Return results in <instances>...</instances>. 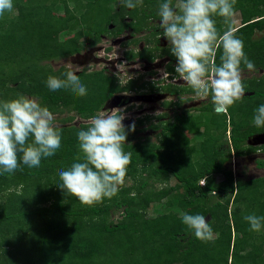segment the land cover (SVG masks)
<instances>
[{"label":"trees","instance_id":"1","mask_svg":"<svg viewBox=\"0 0 264 264\" xmlns=\"http://www.w3.org/2000/svg\"><path fill=\"white\" fill-rule=\"evenodd\" d=\"M125 2L13 0V11L0 17V101L22 94L53 115L64 111L75 115L61 120V146L42 159L40 167L22 164L14 174H0V264H264V221L259 234L244 219L258 212L256 205L264 213V202L257 201L264 199V192L260 196L248 191L251 186L264 190V177L245 182L227 166L234 155L249 153V138L264 132L253 123L255 110L264 104V75L244 79L247 94L221 114L214 111L211 97L194 108L195 113L181 110L192 100L180 99L194 94L189 86L157 87L177 97L163 106L177 109L172 117L168 112L155 116L158 124L151 121L154 118L139 120L135 132L125 126L123 150L132 156L117 192L86 205L58 187L59 170L82 158L77 132L87 127L88 118L115 95L146 88L138 80L123 85L106 69L75 73L87 88L86 96L66 89L51 91L46 84L49 75L65 78L67 67L55 68L53 63L82 52L86 34L91 46L102 36L115 40L128 30L133 37L153 30L145 38L147 45L153 41L161 26L152 21H160L158 10L164 0H143L132 9ZM177 2L172 0L174 9ZM234 8L242 17L241 25H234L235 35L243 41L254 71H264V34L257 37L264 32V0H236ZM213 19L222 33L227 27L224 18ZM156 51L177 60L169 48L126 54L130 61H153ZM221 52L217 50V64ZM241 69L248 70L243 62ZM75 118L82 123L68 125ZM146 123L160 131L157 140L139 136ZM203 178L205 186L200 185ZM172 180L174 185H166ZM154 203L163 207L162 216H148ZM183 213L209 217L214 239H197L182 222Z\"/></svg>","mask_w":264,"mask_h":264},{"label":"clouds","instance_id":"2","mask_svg":"<svg viewBox=\"0 0 264 264\" xmlns=\"http://www.w3.org/2000/svg\"><path fill=\"white\" fill-rule=\"evenodd\" d=\"M142 3L143 0H126L124 6L132 9ZM235 4L236 0H179L177 13L172 0H164L158 15L169 50L178 61L177 75L170 80L172 74L166 68L159 69L161 79L154 83L182 80L193 90L195 97H211L217 114L226 113L240 100L245 95L241 63L249 71H254L255 65L246 56L243 41L235 35ZM13 8V0H0V17L6 11L12 12ZM214 16L224 18L227 27L222 33L216 27ZM219 49L222 52L217 64ZM66 66L65 78L49 75L47 87L51 91L66 89L78 96H86L87 88L75 74L82 69L71 63ZM125 67L123 63L116 65L121 84ZM180 99L182 101L183 96ZM124 112L125 109L113 108L88 118L87 127L77 132L82 158L78 156L77 162L58 172L62 182L58 187L82 204L92 205L104 197L111 198L124 183L132 156L131 152L123 150V144L127 142ZM162 114L155 113L156 116ZM149 117L139 120L145 121ZM138 121L129 126L132 132ZM253 123L264 127V104L255 110ZM61 139L62 133L54 123L53 113L35 98L21 94L15 99L0 101V174H14L22 164L29 168L40 167L42 159L53 156L60 148ZM244 219L250 224L251 231L261 230L264 216L251 214ZM181 220L197 239H214L213 229L204 215L183 213Z\"/></svg>","mask_w":264,"mask_h":264},{"label":"rangeland","instance_id":"3","mask_svg":"<svg viewBox=\"0 0 264 264\" xmlns=\"http://www.w3.org/2000/svg\"><path fill=\"white\" fill-rule=\"evenodd\" d=\"M120 2H121V0H120ZM178 3L179 2H177L175 5V8H176L175 10L177 11V13H179V9L176 7L178 5ZM60 14H61V16H63L62 13H60ZM241 18H242L241 14L239 12L236 13V16H235V25L236 26L241 25V23H242ZM152 22H153L152 25H154L155 27H158V25L160 26V21H158V22L152 21ZM159 29H161L160 32H163V29L161 27ZM151 31H153V30L144 31L139 36L133 37L131 35V31L128 30L126 33H124L122 38H119L121 40L120 43H117V39L112 40L106 36H103L101 38L100 43H98L97 45L87 46L85 49H83V52L80 53L79 55H75L73 58L62 59L60 61H56L53 63V65L55 66V68L59 67V66L67 67L66 64L71 63L74 65V67L78 66L80 69H82L81 71H83L85 69L86 70H94V69L97 70V69L102 67V65L99 64L100 61L102 60V58L106 57L110 60V63L107 65V69L109 70V73L112 75H114V74L116 75V73L119 71V69L116 68L117 62L115 60H121L120 57L127 56V54H126L127 52L137 53V52H140L144 49L150 50V49L156 48V45H154V44L153 45H147V42L145 41V38H147V36H149L151 34ZM263 34H264V32L258 33L257 37L259 38ZM59 36H60V38L62 37L60 34H59ZM159 36L160 35H158V37ZM160 37L162 39V44L159 45V47L169 48L168 40L165 36H163V33ZM88 39H90V37L88 34H86V36L82 40V43L88 42ZM134 40L135 41L139 40V41H138V43H135ZM127 42H129V43H127ZM121 43H122V45H121ZM105 48H109V49L107 50L106 53L103 54L102 50L103 49L105 50ZM118 51H119V53H118ZM98 52H100V53H98ZM156 52H158V51H156ZM105 54H109V55H105ZM165 57L166 56H164L162 58H158L157 60H155L156 63H151V62L147 63L146 61H142L141 59H139L142 62L139 65H142V67L147 66V68H149L151 70L155 69L156 71H158L159 69H165V66L162 63L164 61L162 59ZM112 62H116L115 67H113ZM177 63H178V61L176 60L174 65H177ZM129 64H131L130 60H129ZM165 64H166V62H165ZM130 69H131V66L129 65V67L126 68L127 72L124 70L125 72L122 74L121 78L123 81L122 82L123 85H125L127 83V79L129 77V75H131L128 73V72H130ZM77 72H80V71H77ZM260 74H261L260 71H249L247 73H243V75H245L243 77H245V78L247 76L248 77H260L261 76ZM154 78L155 79L158 78L157 75ZM146 80H149V79L147 78ZM146 80H144V81H146ZM171 83L173 85L178 84V83H173V82H171ZM164 85H166V83ZM164 85H161V86H164ZM160 88H162V87H160ZM160 88H155L154 90L152 89L150 91L146 87V88H144V91H141V92L140 91L130 92V93H127V95L124 94V97H126L127 100H125V99H123V100L112 99L102 110L107 111V110L113 109V108L125 109L124 114L126 116V119L123 121L125 126L132 125L137 118L145 116V115H149V116L153 115L152 118H154L156 116L155 113L157 111L168 112L169 116L172 117L177 108L176 107L164 108L163 103L164 102H172L173 100H176V96L173 97V96L169 95L168 92L164 91V89H160ZM143 92H147V93H143ZM117 98H119V97H117ZM199 99L200 98L197 97V98H195V100L194 99L190 100L191 102L184 104L182 106L181 110L187 109V110H191V112L195 113L196 111L194 110V108L200 106V103H199L200 100ZM202 100H204V99H202ZM74 116H75L74 113L64 111L61 114L54 115V123L58 127H61V120L67 119L70 117H74ZM151 121H154L155 124L159 123V120L156 118H154ZM81 123H82L81 119L75 118L74 121L72 123H69L68 125L79 126ZM140 130H142L140 135H139L140 137H142V138L150 137V138H152L153 141L157 140V134L160 132L157 130L150 129L149 123L142 125ZM198 139H200V137ZM257 140L258 139L255 140V138L254 139L250 138L248 142L250 143L251 146H256V144H254V143H256L255 141H257ZM259 140H261V141L257 145L264 144V139H259ZM227 166L229 167V169H232L233 173L235 174V176L238 179H241V180L243 179V180H245V182H248L251 179H258L259 180V179L263 178V176H264V171H256L255 170L256 165H252V161H250L249 159H239L236 156V157H234V159L232 158V160L228 163ZM126 184L128 186H130L133 183H132V181L129 180V181H127ZM174 184H175V181L172 180V183H170V184L167 183L166 185L171 186ZM248 191L249 192L252 191V192H254L260 196L264 192L263 189L259 190L258 187H254V186H251ZM246 194H248V193H246ZM163 198H164V200H163L162 204H165L166 199H165L164 195H163ZM257 201H259V203L260 202L262 203V201L264 202V199L262 198V200H260V198H258ZM174 202H175V200H174ZM255 207L258 210L257 213H259L261 216H263L264 213H263L261 207L259 208L258 205H256ZM162 208H161V206H159V204H156V203L152 204L151 205L152 210L149 211L148 216L149 217H157L158 215L162 216L164 214ZM261 212H262V214H261ZM257 213L255 215H257ZM115 216L119 218L120 213L118 215H115ZM116 217H114V218H116ZM209 219L210 218L208 217L206 219V222ZM258 233L260 234L261 231Z\"/></svg>","mask_w":264,"mask_h":264},{"label":"flooded vegetation","instance_id":"4","mask_svg":"<svg viewBox=\"0 0 264 264\" xmlns=\"http://www.w3.org/2000/svg\"><path fill=\"white\" fill-rule=\"evenodd\" d=\"M157 30L158 31H160L161 29H159V28H157ZM158 35H162V33H158L157 34V37L155 36L152 40V42H150V44L149 45H156V47H159V45H161L162 44V39H161V37L159 36L158 37ZM137 36H139V35H137ZM103 37V36H102ZM123 36H121V37H119V38H122ZM119 38H116L117 39V43H120L121 42V40L119 39ZM123 43V42H122ZM122 43H121V45H122ZM85 45V46H84ZM125 45V44H124ZM82 46H84V48L83 49H85L87 46H91L90 44H89V42H86V44H83L82 43ZM161 50L162 49H168V48H162V47H159ZM109 48H105V50L103 49L102 51V53L104 54V53H106L107 52V50H108ZM145 50V49H144ZM144 50H142V51H144ZM82 52H83V50H82ZM82 52H80V53H82ZM159 52V51H158ZM157 52V57H155L154 56V59H153V61H151V60H148V59H143V58H136L135 60H133V61H130L131 62V64H129V60H128V58H127V56H123V57H120V59L121 60H115L116 62H117V64H121V63H123V64H126V66L127 67H129V65L131 66V69H130V72H128L129 74H131V75H129V77H128V79H127V83L129 82V81H131V80H138L137 82H138V84H141V85H143V84H146V87L151 91L152 89H151V87L149 86V84L151 83V84H153L154 86H156V88L157 87H162L161 85H164L165 83H166V85H164V86H167V85H172V86H174V87H182V86H188V85H186V84H183V83H185L184 81H177V85H173L172 83H171V81H160V82H158L157 84L156 83H154V81H159L160 79H161V73L159 72V71H156L155 69H149V68H147V66L145 67V66H143L142 67V65H139V64H141L142 62L139 60V59H141L142 61H146L147 63H156V61L155 60H157L158 58H162V57H164V56H166L165 58H163L162 60H164L162 63L164 64V66H165V68H166V70L169 72V73H171L172 75L169 77V79L171 80V79H173L176 75H177V73L175 72V67H176V65H174V63L176 62V60L175 59H172L171 57H170V55H162V56H160V53H158ZM80 53H78V54H76V55H79ZM118 53H119V51H118ZM125 54V53H124ZM105 55H109V54H105ZM126 55V54H125ZM74 57V56H73ZM73 57H71V58H73ZM113 61V60H112ZM155 61V62H154ZM116 62H112V65H113V67H115V63ZM145 62V63H146ZM165 62H166V64H165ZM110 63V60L108 59V58H106V57H103L102 58V60L100 61V65H102V67L101 68H99V69H94V70H88V72H95V71H103V69H106L107 71H109L108 69H107V65ZM144 64V63H143ZM138 66V67H137ZM127 67H125V71L127 72V70H126V68ZM153 68V67H152ZM174 69V70H171V69ZM124 71V72H125ZM80 72H82V71H80ZM247 72H249V70H245V71H242V81L244 80V79H246V78H248V79H251V78H253V77H243V76H245V75H243V73H247ZM261 72V76L262 75H264V71H260ZM75 73H78V72H75ZM115 75V74H114ZM157 75V77L158 78H154L155 76ZM117 76V75H116ZM260 76V77H261ZM118 77V76H117ZM149 79V80H146V79ZM143 80V81H142ZM144 80H146V81H144ZM126 83V84H127ZM163 83V84H162ZM141 91H144V89H142ZM146 91V90H145ZM130 92H135V91H130ZM168 93H169V95H171V96H175V95H173V94H171L169 91H167ZM125 93H127V92H125ZM143 93H147V92H143ZM245 94H247L246 92H245ZM117 97H119V98H117ZM183 98H192V100L194 99L195 100V98H197V97H195V94H192V95H189V96H187V95H184L183 96ZM113 99H117V100H123V99H125V100H127L126 99V97H124V95L122 94V93H119V94H117V95H115V97L113 98ZM210 98H207V99H204V100H202L201 98L199 99L200 100V104H202L203 102H205V101H208ZM176 100H177V97H176ZM176 100H173L174 102L176 101ZM191 101H187V102H185L184 104H187V103H190ZM165 103V102H164ZM164 107V106H163ZM165 108V107H164ZM162 113H164V112H162ZM175 113V112H174ZM146 116H148V115H145V116H142V117H139V118H137L135 121H138L140 118H144V117H146ZM152 116L153 115H150V117L149 118H152ZM258 134H260V133H258ZM258 134H256V135H258ZM261 134H264V132L263 133H261ZM256 135H254V136H256ZM253 136V137H254ZM253 137H251V138H253ZM250 139V138H249ZM249 139L247 140V144H246V151H248L247 153V155H243V156H238V158L239 159H249L250 161H252V165H256L255 166V170L256 171H264V166H260V163H262V162H264V144H262V145H256V146H251L250 145V143L248 142L249 141ZM252 148V149H251ZM249 149H251V151H249ZM234 157H236L235 155L233 156V159H234ZM256 160V161H255ZM228 165V164H227ZM264 177V176H263Z\"/></svg>","mask_w":264,"mask_h":264},{"label":"water","instance_id":"5","mask_svg":"<svg viewBox=\"0 0 264 264\" xmlns=\"http://www.w3.org/2000/svg\"><path fill=\"white\" fill-rule=\"evenodd\" d=\"M254 138H255V140L258 139L257 141H255L256 143H254V144L257 145V144H259V142L261 141V140H259V139H264V134H258V135H256V136H254L253 139H254ZM251 141H252V140H251ZM251 141H250V142H251Z\"/></svg>","mask_w":264,"mask_h":264},{"label":"built area","instance_id":"6","mask_svg":"<svg viewBox=\"0 0 264 264\" xmlns=\"http://www.w3.org/2000/svg\"><path fill=\"white\" fill-rule=\"evenodd\" d=\"M206 183H207L206 179H202V180L200 181V184H201L202 186H205Z\"/></svg>","mask_w":264,"mask_h":264}]
</instances>
